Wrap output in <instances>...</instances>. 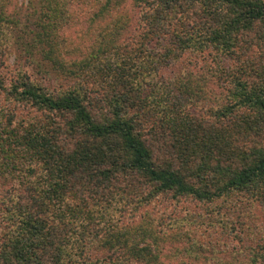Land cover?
<instances>
[{
	"label": "trees",
	"instance_id": "obj_1",
	"mask_svg": "<svg viewBox=\"0 0 264 264\" xmlns=\"http://www.w3.org/2000/svg\"><path fill=\"white\" fill-rule=\"evenodd\" d=\"M10 4L0 264H234L176 229L189 221L164 207L182 201L214 207L231 241L229 216L255 211V245L236 254L264 264V0H37L29 48L66 87L4 76L13 49L29 56Z\"/></svg>",
	"mask_w": 264,
	"mask_h": 264
},
{
	"label": "rangeland",
	"instance_id": "obj_2",
	"mask_svg": "<svg viewBox=\"0 0 264 264\" xmlns=\"http://www.w3.org/2000/svg\"><path fill=\"white\" fill-rule=\"evenodd\" d=\"M10 11H15V17L19 19V26L20 30H25V33H22L23 36V45L25 49H28L29 56L25 57L27 54L21 53L18 49H13L12 53L9 54L8 62L4 65V76L10 80L12 77L16 75V72L19 69H23L22 71L26 72L31 79L38 80L40 78L45 79V83L49 87H59L64 86L66 87L67 82L64 78L59 75L55 70L52 69L51 65L45 63L42 60L41 53L37 52V49L29 48V45L34 42L33 35L42 29L40 26V21L44 20L45 18L42 17L40 19V14H37L36 10L34 12L33 6L37 4V0H10ZM71 10L76 12V8L74 6L71 7ZM65 32V31H64ZM66 34V32H65ZM73 34V33H72ZM74 36V34H73ZM25 52V51H24ZM68 60L75 59L72 57H67ZM77 60V57H76ZM168 204V208L164 207L166 210L171 211L173 210V220L179 221L181 218L182 220H187L189 223L180 229L181 225L177 224V230H184L190 234V236L194 237L193 242L199 245H202L205 248L206 252L213 251V254H219L218 256L223 257L227 254L221 262H234V264H247L248 261L244 260L243 257L239 256V253L242 252L243 255L248 254L249 248L254 246V239H252L255 235L254 232L251 231L250 227L253 226V223H256V219L253 215L256 214L255 211H252L249 215H245L243 212L240 214V220L236 222V216L232 215L229 216L227 220L226 226L230 224L236 225V231L231 235V238L234 237L233 240L227 239L226 234L221 229L223 228H210L208 225L210 217L208 216L207 212L214 209V207H205L202 204L197 202H190V201H182L180 204H176L177 208H173L175 204L166 203ZM170 204V205H169ZM179 210V211H178ZM238 222L244 223V226L238 228ZM258 222V221H257ZM225 223V222H224ZM248 227V229L246 228ZM215 229V233L213 234V230ZM237 231L239 233H237ZM190 232V233H189ZM221 235L220 237L217 235ZM189 239V235H187ZM239 238L241 241H239ZM183 245H188L189 243L186 240H183ZM239 241V242H238ZM243 241V242H242ZM242 242V243H241ZM193 243V244H194ZM243 244H250V246L246 247ZM189 248V246H188ZM217 249V250H216ZM253 249V247H252ZM219 251L221 253H219ZM94 256V255H93ZM102 255H96L94 258L101 259ZM215 261L213 255L205 254V256L200 259L199 264H209L210 262ZM206 262V263H205ZM97 264L99 262H96Z\"/></svg>",
	"mask_w": 264,
	"mask_h": 264
}]
</instances>
